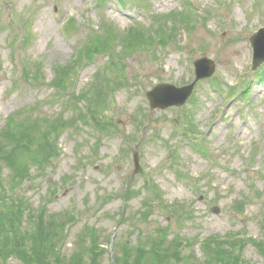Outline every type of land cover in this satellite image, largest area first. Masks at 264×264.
Instances as JSON below:
<instances>
[{"label":"rangeland","instance_id":"374dc122","mask_svg":"<svg viewBox=\"0 0 264 264\" xmlns=\"http://www.w3.org/2000/svg\"><path fill=\"white\" fill-rule=\"evenodd\" d=\"M261 28L264 0H0V145L26 121L44 148L13 158L27 172L0 159L3 194L74 216L63 256L86 226V264H264ZM202 58L213 77L152 110L146 94L190 85Z\"/></svg>","mask_w":264,"mask_h":264},{"label":"trees","instance_id":"16d2710c","mask_svg":"<svg viewBox=\"0 0 264 264\" xmlns=\"http://www.w3.org/2000/svg\"><path fill=\"white\" fill-rule=\"evenodd\" d=\"M80 103H84L86 108H88V104L91 106L95 104L87 97L85 102ZM102 111H104V107L97 105L94 111L88 109L87 116L94 123L96 118L93 116L102 115ZM84 120L86 121V116H84ZM10 125L14 126L15 130L14 142L11 143L7 140L6 144L0 145V150L3 148L6 153L10 151L12 153L0 159L6 161L7 170L10 173L27 172V169L24 168L26 165L19 166L17 162H12L13 158H21L22 161L31 160L34 165L38 166L35 159L41 161L40 156L44 153L43 146L40 149L42 145L41 131L38 130L37 124L31 125L26 121L18 126H16V122L10 123ZM8 131L9 128L6 132ZM39 149L40 156L36 154ZM34 152H36V157L32 158L31 154ZM27 153L29 154L27 155ZM26 175L29 178L28 173L24 174L23 178L19 179L20 185L26 181L24 180ZM47 211L45 208L35 212L23 202L19 204L13 198L8 199L3 194V187L0 186V264H6L11 258H15L23 264H86V226L79 236L80 241L76 244V253H73L70 258L63 256L60 250L65 240L66 224L59 226L54 215H50ZM71 219L73 221L71 220L69 224L76 223L74 216H71ZM90 237L94 238V235ZM230 263L238 264L236 260L232 259H230Z\"/></svg>","mask_w":264,"mask_h":264},{"label":"water","instance_id":"95a60500","mask_svg":"<svg viewBox=\"0 0 264 264\" xmlns=\"http://www.w3.org/2000/svg\"><path fill=\"white\" fill-rule=\"evenodd\" d=\"M250 44L254 52L252 70L256 71L264 64V28L250 38ZM195 69L196 80L189 86L177 88L172 85H160L148 92L147 99L150 103L151 109L166 110L172 107L180 108L184 106L191 97L196 84L199 81L209 79L213 76L216 70V65L213 61L203 58L195 62ZM134 159L136 174L142 173L137 154L134 156ZM214 212L217 214L219 213V210L215 209Z\"/></svg>","mask_w":264,"mask_h":264}]
</instances>
